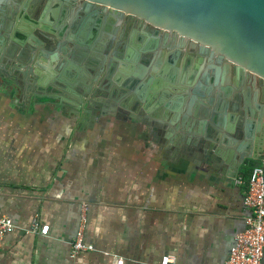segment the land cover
<instances>
[{"label":"crops","instance_id":"crops-1","mask_svg":"<svg viewBox=\"0 0 264 264\" xmlns=\"http://www.w3.org/2000/svg\"><path fill=\"white\" fill-rule=\"evenodd\" d=\"M147 101L166 125L157 128L175 130V138L196 131L206 107L183 91ZM86 113L68 114L46 98L21 106L0 90V214L17 226L3 237L0 264H160L163 256L172 264H224L249 214L242 204L248 174L260 164L231 175L222 160L165 155L146 126L98 124ZM238 143L221 142V159ZM82 205L83 242L92 250L71 257ZM33 218L48 226L46 235L25 232Z\"/></svg>","mask_w":264,"mask_h":264},{"label":"flooded vegetation","instance_id":"flooded-vegetation-1","mask_svg":"<svg viewBox=\"0 0 264 264\" xmlns=\"http://www.w3.org/2000/svg\"><path fill=\"white\" fill-rule=\"evenodd\" d=\"M85 27L90 28L92 38L89 35L85 39L90 45L86 46L82 64L75 67L72 63L81 54L76 49L77 40L82 39L79 35ZM14 30L26 37L12 36ZM13 38L25 40L17 43ZM138 45L143 49L142 56L147 58L144 69L139 68L141 62L137 65L130 60L133 53L139 51L136 48ZM40 52L46 54L48 65L36 59L38 63L30 67L33 74L27 79L22 71L25 65L31 66L29 62ZM54 55V60H51ZM157 60L161 61L160 64ZM165 66L169 67V77L158 85L154 84L157 88L152 92L149 90V94L163 95L171 91L192 93L196 85L186 83L187 78L176 82L178 73L179 77H188L189 81L195 74L209 76L211 89L207 90L209 85H206L203 91L206 107L202 120L217 124L221 119L223 102L219 94L222 91L214 86V81L217 79L216 68H222V64L215 57L210 60V54L201 52L198 46H191L189 41L184 42L172 34L160 30L156 32L130 15H122L103 6L89 7L85 0H0L1 85L18 93L20 89L14 84L18 83L25 95L53 96V101L68 114L73 115L83 108L88 117L100 119L98 124L107 118H114L116 121H129L131 126H146L153 139L157 137L162 143L165 155L190 156L191 151L185 152L182 146L190 135L181 132L177 134L178 138L174 133L169 137L172 129L157 128L166 125L160 124L158 115L150 114L148 101L143 99L140 102L128 90V87H133L134 81L145 85L149 78H160ZM36 71L37 74H34ZM173 71L176 74H172ZM138 72L145 73L142 80L133 77L132 73ZM218 73L220 81L222 70ZM227 76L233 79L235 74L230 71ZM239 81L229 94L228 101L231 103L241 98L244 103L242 108H247V101L258 113L254 104L258 102L264 106V90L249 74ZM147 86L144 88L152 87L151 84ZM37 99L41 98H33L30 104ZM18 104L27 106L25 103ZM173 142L180 145L175 148ZM208 152L206 158L212 155L210 150Z\"/></svg>","mask_w":264,"mask_h":264},{"label":"water","instance_id":"water-1","mask_svg":"<svg viewBox=\"0 0 264 264\" xmlns=\"http://www.w3.org/2000/svg\"><path fill=\"white\" fill-rule=\"evenodd\" d=\"M87 6H103L105 8L117 11L122 15H130L145 24L151 26L157 32L158 30L177 36L182 41H189L191 46H198L201 52L209 53L210 60L214 57L216 61L222 64V68L217 67V79L215 78L214 86L220 87L222 93L220 100L223 106L222 114L218 123L208 124L205 120H200L197 129L189 132L190 136L182 144L185 152H190V158L193 160L210 161L215 165L222 160L223 171L232 175L233 173L243 172L250 168L253 163L258 162L264 168V106L256 102V110L252 108L247 101V108L239 106V99L235 102H229V94L233 91L234 86H238L239 79L246 75L255 77L256 82L264 90V0H85ZM90 35V36H89ZM15 37H26L24 33L14 30ZM92 38L90 28L85 27L81 30L80 38L77 40L76 49L81 54L75 58L72 63L77 67L82 64L83 55L89 47V41ZM73 38V36H72ZM14 39V38H13ZM15 40V39H14ZM25 40V39H24ZM24 40L16 39L17 43H23ZM137 50L130 57L133 64H140V69H144L143 64L147 62L146 56H142L141 45L136 46ZM131 54V50L129 51ZM38 57L30 61L31 66L25 65L23 75L28 79L33 70L30 67L37 64V60L47 63L46 54L40 52ZM55 55L50 59L54 60ZM160 64V60H157ZM175 63V62H174ZM50 64V63H49ZM154 69V68H153ZM155 70V69H154ZM222 70L220 81L218 72ZM232 71L235 74L233 79L227 76ZM37 74V71L36 73ZM128 75L130 73H127ZM133 77L142 80L145 73H132ZM172 74H176L173 71ZM169 77V67L165 66L160 78H149L147 84H151L150 89H145L141 81L132 82L133 87L129 88L140 102L146 101L150 96L154 84H160L163 79ZM179 73L176 81L179 80ZM198 75L195 74L194 79ZM131 81V77L129 78ZM195 89L192 91L193 96L197 97L200 102L205 104L203 91L210 87L209 76L203 75ZM20 92L15 89L5 88L0 84V90L8 97L15 99V103L30 105L33 98H46L55 100L53 96L25 95L23 88L14 83ZM225 96V97H224ZM238 96V95H237ZM18 100L20 102H18ZM227 100V101H226ZM73 115H79V111ZM175 130L169 133V137ZM237 144L235 151L227 153L225 159L219 155L221 142L229 141ZM184 142V141H183ZM173 144H175L173 142ZM215 145V151L209 158L208 150H213L211 145ZM180 145L175 144V148ZM219 145V148H217ZM223 150V149H222ZM227 151V150H226ZM264 264V259H263Z\"/></svg>","mask_w":264,"mask_h":264},{"label":"built area","instance_id":"built-area-1","mask_svg":"<svg viewBox=\"0 0 264 264\" xmlns=\"http://www.w3.org/2000/svg\"><path fill=\"white\" fill-rule=\"evenodd\" d=\"M243 206L249 210L244 218V228L233 238V245L224 264H263L264 259V168L255 165L248 174L246 189L242 198ZM79 228L70 243V256L74 257L79 252L92 250V247L83 242V227L85 223V205L81 206ZM17 229L11 219L0 214V245L3 237ZM47 225H41L36 218L30 221L25 229L29 234L46 235ZM117 264L123 260L117 259ZM174 258L163 256L160 264H172Z\"/></svg>","mask_w":264,"mask_h":264}]
</instances>
